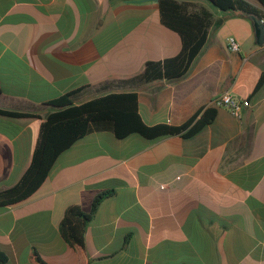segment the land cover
Returning <instances> with one entry per match:
<instances>
[{
	"label": "crops",
	"instance_id": "crops-1",
	"mask_svg": "<svg viewBox=\"0 0 264 264\" xmlns=\"http://www.w3.org/2000/svg\"><path fill=\"white\" fill-rule=\"evenodd\" d=\"M177 1L223 21L182 77L140 84L147 62L181 50L161 23L159 0H0V110L27 115L0 116V190L30 165L54 110L47 103L68 92L80 90L76 104L135 92L147 126H178L201 107L216 109L190 139L92 132L64 151L28 199L0 209L6 264H264V83L255 91L264 42L250 20L209 0ZM225 91L244 103L239 116L211 105ZM107 191L84 248L70 247L58 230L65 210L88 211Z\"/></svg>",
	"mask_w": 264,
	"mask_h": 264
},
{
	"label": "trees",
	"instance_id": "trees-1",
	"mask_svg": "<svg viewBox=\"0 0 264 264\" xmlns=\"http://www.w3.org/2000/svg\"><path fill=\"white\" fill-rule=\"evenodd\" d=\"M214 8L229 15H256L264 19V0H256V7L246 0H209ZM161 23L177 33L181 50L175 57L158 62H147L143 73L135 78L140 84L158 80H175L182 77L203 49L209 31L218 27L222 19H215L206 8L191 2L159 0ZM251 21V20H250ZM264 83V74L255 91ZM80 90L68 92L47 103L53 108L40 125L39 137L31 162L19 181L12 187L0 190V209L16 205L28 199L44 182L57 158L74 144L92 132H109L116 140L138 136L149 143L168 137L190 139L212 124L216 109L199 108L187 121L178 126L157 124L147 126L138 114L135 92L108 93L76 104ZM0 116L26 117L25 114L0 110ZM112 191L98 194L88 211L69 206L59 225L61 238L70 247L84 248L86 227L100 202L112 195ZM8 256L0 249V264H6Z\"/></svg>",
	"mask_w": 264,
	"mask_h": 264
},
{
	"label": "built area",
	"instance_id": "built-area-1",
	"mask_svg": "<svg viewBox=\"0 0 264 264\" xmlns=\"http://www.w3.org/2000/svg\"><path fill=\"white\" fill-rule=\"evenodd\" d=\"M228 49L231 52H238L239 51V45L234 38L228 39ZM211 105L216 106V107H225L228 110H230V112L234 116H239V112H240L242 106L244 105V103L242 101H240L239 99L235 98L234 95H232L229 91H225V92L221 93L212 102Z\"/></svg>",
	"mask_w": 264,
	"mask_h": 264
},
{
	"label": "water",
	"instance_id": "water-1",
	"mask_svg": "<svg viewBox=\"0 0 264 264\" xmlns=\"http://www.w3.org/2000/svg\"><path fill=\"white\" fill-rule=\"evenodd\" d=\"M247 17L251 20L253 28H254V33L255 37L257 40V44L261 45L263 44L264 40V23L263 20L258 18L256 15H247Z\"/></svg>",
	"mask_w": 264,
	"mask_h": 264
},
{
	"label": "rangeland",
	"instance_id": "rangeland-1",
	"mask_svg": "<svg viewBox=\"0 0 264 264\" xmlns=\"http://www.w3.org/2000/svg\"><path fill=\"white\" fill-rule=\"evenodd\" d=\"M258 251L259 252L264 251V246H263V248H259Z\"/></svg>",
	"mask_w": 264,
	"mask_h": 264
}]
</instances>
